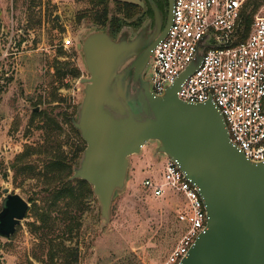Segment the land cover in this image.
I'll return each instance as SVG.
<instances>
[{"label": "rangeland", "instance_id": "rangeland-1", "mask_svg": "<svg viewBox=\"0 0 264 264\" xmlns=\"http://www.w3.org/2000/svg\"><path fill=\"white\" fill-rule=\"evenodd\" d=\"M100 9L91 0H0V210L4 188L28 204L13 235L0 238V264H161L183 232L177 212L184 201L170 191L155 197L145 184L163 181L166 158L154 156V143L129 157L127 185L108 223L84 184H66L69 160L85 143L65 116L78 106L88 75L76 49L62 45L96 27ZM55 61L79 76L67 71L60 79ZM58 154L69 161L62 172L48 165ZM58 187L74 197L54 203ZM63 248L71 253L65 260Z\"/></svg>", "mask_w": 264, "mask_h": 264}, {"label": "water", "instance_id": "water-1", "mask_svg": "<svg viewBox=\"0 0 264 264\" xmlns=\"http://www.w3.org/2000/svg\"><path fill=\"white\" fill-rule=\"evenodd\" d=\"M168 25L117 40L94 27L77 41L88 78L72 124L85 147L69 180L90 186L108 223L112 201L127 185L129 157L154 143V156L175 163L195 185L206 214L205 229L179 264H264V160H248L230 143L212 102L190 104L176 95L202 52L163 94L151 91L148 66ZM3 194L0 238L7 240L28 204L7 188Z\"/></svg>", "mask_w": 264, "mask_h": 264}, {"label": "built area", "instance_id": "built-area-1", "mask_svg": "<svg viewBox=\"0 0 264 264\" xmlns=\"http://www.w3.org/2000/svg\"><path fill=\"white\" fill-rule=\"evenodd\" d=\"M253 8L256 12L251 16ZM249 17L245 33L244 20ZM76 43L67 39L62 46L75 48ZM199 51L201 61L182 82L177 97L190 104L212 102L230 143L246 159L263 161L264 0H172L170 24L148 66L153 94H163ZM145 184L153 196L170 191L186 205L177 212L184 227L180 239L161 263L179 264L205 229L206 214L198 190L168 159L162 183Z\"/></svg>", "mask_w": 264, "mask_h": 264}, {"label": "flooded vegetation", "instance_id": "flooded-vegetation-1", "mask_svg": "<svg viewBox=\"0 0 264 264\" xmlns=\"http://www.w3.org/2000/svg\"><path fill=\"white\" fill-rule=\"evenodd\" d=\"M100 7L99 29L113 40L130 39L140 30L147 36L162 32L171 21L172 0H103Z\"/></svg>", "mask_w": 264, "mask_h": 264}, {"label": "trees", "instance_id": "trees-1", "mask_svg": "<svg viewBox=\"0 0 264 264\" xmlns=\"http://www.w3.org/2000/svg\"><path fill=\"white\" fill-rule=\"evenodd\" d=\"M91 1H96L98 4H100V6H101V4L103 2V0H91ZM254 8H256V7H254ZM254 8L252 9L253 12L251 13V15L254 14V12H255ZM100 18H101V16L99 14V16L97 18V22H96L97 26L100 25ZM250 20H251V17L246 18L244 20V30H245V32H248V30H249ZM97 28H99V27H97ZM67 71L70 72L72 78H77L79 76V70L76 67H72L69 63H66V62H60L59 63V62L55 61V74L60 79H62L65 76ZM75 116H76V109H74L73 112L70 115H66L65 116V121H66V123L68 124V126L70 128V132H72V134L77 135L80 138L78 131L73 127V124H72V121L75 119ZM83 149L84 148H82V147L77 148V151L74 153L73 157L69 160L73 164V166L77 164L79 156L82 153ZM69 161H66V159L62 155L58 154L55 157H52L50 159V162H48V165H49L50 169H57L59 171L61 170V172H62L67 167L69 168V164L67 163ZM77 181L82 183V184H84L86 186V188H87L88 194L92 195L91 188L86 182H83L81 180H77ZM66 184L70 185L71 181H67ZM65 195H68L70 198H72V197H74L75 194H74V192L72 190H69L68 188H60V187H58L57 190L53 191V201H54V203L59 198H63ZM62 251H64L66 253L62 257V258H64V260L67 259V257H69V255H71L70 251L67 250V249L63 248ZM72 256L74 257L75 255H72Z\"/></svg>", "mask_w": 264, "mask_h": 264}]
</instances>
